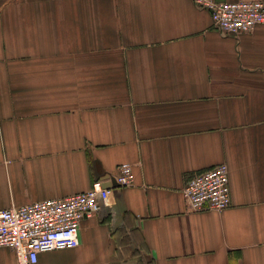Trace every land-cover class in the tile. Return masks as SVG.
Here are the masks:
<instances>
[{"label":"crops","instance_id":"obj_1","mask_svg":"<svg viewBox=\"0 0 264 264\" xmlns=\"http://www.w3.org/2000/svg\"><path fill=\"white\" fill-rule=\"evenodd\" d=\"M223 164L231 206L191 210L189 178ZM98 180L80 245L38 264H264V25L223 34L192 0H0V207Z\"/></svg>","mask_w":264,"mask_h":264},{"label":"built area","instance_id":"obj_2","mask_svg":"<svg viewBox=\"0 0 264 264\" xmlns=\"http://www.w3.org/2000/svg\"><path fill=\"white\" fill-rule=\"evenodd\" d=\"M192 1L211 13L213 26L223 34L240 37L264 25V1ZM115 179L120 187L132 185V166L122 165ZM111 193L112 188L98 180L90 190L63 199L0 207V247L11 248L18 264H38L42 253L77 248L83 221L96 215ZM183 194L193 211L224 212L231 206L228 165L191 176Z\"/></svg>","mask_w":264,"mask_h":264},{"label":"water","instance_id":"obj_3","mask_svg":"<svg viewBox=\"0 0 264 264\" xmlns=\"http://www.w3.org/2000/svg\"><path fill=\"white\" fill-rule=\"evenodd\" d=\"M106 179H107V178H106ZM111 180H112L113 186H115V187L119 186V185L116 183L115 179H111Z\"/></svg>","mask_w":264,"mask_h":264}]
</instances>
